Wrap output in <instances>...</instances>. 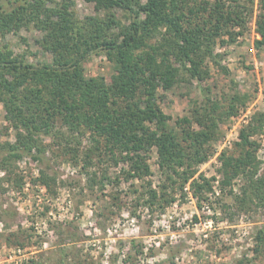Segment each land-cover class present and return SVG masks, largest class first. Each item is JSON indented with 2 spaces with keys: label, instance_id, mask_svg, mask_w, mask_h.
I'll list each match as a JSON object with an SVG mask.
<instances>
[{
  "label": "rangeland",
  "instance_id": "1",
  "mask_svg": "<svg viewBox=\"0 0 264 264\" xmlns=\"http://www.w3.org/2000/svg\"><path fill=\"white\" fill-rule=\"evenodd\" d=\"M236 1L244 25L233 30L242 34L229 42L223 33L212 43L215 61L228 73L203 55L207 77L198 81L180 70L170 90H157L158 105L174 128L207 99L223 114L209 160L196 167L206 178H215L200 207L187 185L181 192L178 180L166 182L155 147L146 153L150 175L127 181L121 174L127 167L116 163L103 139L96 145L88 130L70 131L57 120L52 133L35 135L37 150L0 167V264H264V240L259 244L257 238L259 232L264 236V207L246 198L242 179L222 192L218 187V157L223 152L237 155L240 132L264 114V49L253 45L255 22L264 10L259 0ZM9 2L0 0L5 8ZM227 4L234 6L231 0ZM74 10L79 19L104 16L85 0H75ZM115 14L121 25L129 22L124 12ZM41 36L28 23L0 34V48L6 45L12 57L26 63H51L52 55L39 44ZM159 40L160 35L151 43ZM82 68L85 78L103 77L107 84L116 74L104 52L89 56ZM233 95L240 99L234 102L235 114L226 116ZM7 117L0 100V164L9 153L6 144L17 140ZM251 140L259 144L262 175L264 130ZM165 184L174 201L150 204L148 191L159 193Z\"/></svg>",
  "mask_w": 264,
  "mask_h": 264
},
{
  "label": "trees",
  "instance_id": "2",
  "mask_svg": "<svg viewBox=\"0 0 264 264\" xmlns=\"http://www.w3.org/2000/svg\"><path fill=\"white\" fill-rule=\"evenodd\" d=\"M9 1L8 8L0 4V34L32 23L42 34L39 44L52 55V62L33 65L12 57L6 45L0 48V100L17 131L16 142L6 144L9 153L0 167L37 150L35 135L52 133L59 120L70 131L88 130L96 145L103 139L116 163L127 167L121 173L127 181L150 175L146 153L155 147L166 182L178 180L181 192L187 185L200 207L215 178H206L196 167L209 160L223 114L207 99L194 107L190 117L177 120L176 130L158 105L157 90H170L180 70L198 81L208 76L202 69L203 55L215 61V38L225 33L234 42L242 34L233 30L244 25L238 2L231 0L232 6L227 0H85L104 16L79 19L75 0ZM259 1L264 10V0ZM117 10L129 18L126 25L116 18ZM255 23L253 45L264 49V12ZM97 52H104L115 65L110 84L103 77L83 75L82 63ZM239 99L231 97L226 116L235 114L234 102ZM261 129L264 114L240 132L237 155L220 154L217 173L221 192L242 179L247 183L246 198L264 207V174L258 175L256 156L259 144L251 140ZM39 179L46 182L42 174ZM168 188L165 184L159 193L149 190L150 204H171L174 198L168 196ZM257 238L262 244L263 233Z\"/></svg>",
  "mask_w": 264,
  "mask_h": 264
}]
</instances>
